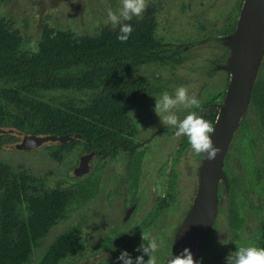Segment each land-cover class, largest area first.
<instances>
[{
    "label": "rangeland",
    "instance_id": "obj_1",
    "mask_svg": "<svg viewBox=\"0 0 264 264\" xmlns=\"http://www.w3.org/2000/svg\"><path fill=\"white\" fill-rule=\"evenodd\" d=\"M118 3L0 0V21L16 34L21 50L35 52L45 29L65 32L72 39L91 40L107 30L119 31L118 26L105 23L108 10ZM242 4L243 0H146L143 14L126 22H140L152 10L154 38L186 45L180 56L183 63L176 68H143L151 89L133 103L128 114L135 131L130 137L135 146L131 154L118 150L109 157L96 155L89 162V172L77 177L74 170L85 155L82 146L58 160L52 155L58 141H47L30 151L5 150L3 146L20 143L21 138L3 133L8 143L0 146V164L28 177L26 183L34 193H70L64 218L32 245L29 264H39L45 250L64 234L69 235L73 252L53 264H116L121 250L133 258L141 255L135 249L143 242L142 236L158 242L157 264H167L171 255L182 252L183 246L176 244V232L196 196L203 153H196L186 136H175V129L162 122L153 111L155 99L183 85L200 101V107L178 105L174 109L177 116L183 119L196 111L211 122L222 107L230 81V72L224 67L229 65V38ZM257 80L262 96L254 106L248 105L242 117L244 130L233 136L224 161L214 225L197 243L194 259L202 258L203 264H226L227 255L241 246L264 247V134H255L258 117H264V56ZM133 204L135 210L123 222Z\"/></svg>",
    "mask_w": 264,
    "mask_h": 264
},
{
    "label": "trees",
    "instance_id": "obj_2",
    "mask_svg": "<svg viewBox=\"0 0 264 264\" xmlns=\"http://www.w3.org/2000/svg\"><path fill=\"white\" fill-rule=\"evenodd\" d=\"M130 23L133 32L125 42L117 39L119 31L107 30L91 40L45 29L37 51L31 52L21 50L16 34L0 21V146L8 143L6 132L20 138L73 134L80 138L60 144L52 152L55 159L78 146L84 154L96 152L101 158L118 150L131 154L135 146L130 137L135 131L128 114L133 103L151 89L143 68H176L183 63L180 56L186 45L154 38L152 10L140 22ZM261 96L256 79L250 106ZM257 124L255 134L262 136L264 117H258ZM243 130L241 119L236 135ZM27 180L0 164V264H29L32 245L64 218L70 200L67 190L34 193ZM72 252L69 235H61L45 250L39 264L59 262Z\"/></svg>",
    "mask_w": 264,
    "mask_h": 264
},
{
    "label": "water",
    "instance_id": "obj_3",
    "mask_svg": "<svg viewBox=\"0 0 264 264\" xmlns=\"http://www.w3.org/2000/svg\"><path fill=\"white\" fill-rule=\"evenodd\" d=\"M231 55L229 65L224 67L230 72V81L226 89L223 106L213 124L212 140L220 153L215 160L209 161L202 154L198 173V187L192 206L176 232V244L189 248L193 255L197 241L209 233L217 214L218 188L224 177V160L232 138L250 103V98L264 55V0H243L236 28L229 38ZM79 135L60 137H21L20 143L3 146L5 150L30 151L47 141L60 144L79 139ZM96 152L80 157L74 175L81 177L89 172V162ZM135 209L131 206L125 213L126 222ZM183 251V250H182Z\"/></svg>",
    "mask_w": 264,
    "mask_h": 264
},
{
    "label": "clouds",
    "instance_id": "obj_4",
    "mask_svg": "<svg viewBox=\"0 0 264 264\" xmlns=\"http://www.w3.org/2000/svg\"><path fill=\"white\" fill-rule=\"evenodd\" d=\"M146 9V0H119L115 8L109 9L105 23L113 27H119L117 39L125 42L133 32L131 23L134 17H140ZM182 105L185 109L199 108L200 101L195 95H189L187 87L181 85L175 88L173 93L162 92L155 99L153 111L162 122L175 129L174 135L187 137L191 148L196 153H205L209 161L215 160L220 153V148L215 147L212 140L214 126L212 123L196 111H190L183 119H180L174 109ZM142 243L135 249L141 255L133 258L127 250H121L116 259V264H157L156 253L159 244L151 236H142ZM115 251V249H114ZM148 259L145 260L144 257ZM167 264H203L202 258L194 259L189 248H184L177 255H171ZM226 264H264V247L256 245L241 246L236 248L226 257Z\"/></svg>",
    "mask_w": 264,
    "mask_h": 264
},
{
    "label": "flooded vegetation",
    "instance_id": "obj_5",
    "mask_svg": "<svg viewBox=\"0 0 264 264\" xmlns=\"http://www.w3.org/2000/svg\"><path fill=\"white\" fill-rule=\"evenodd\" d=\"M263 56H264V55H263ZM234 135H235V134H234ZM232 139H233V138H232ZM11 150H14V149H11ZM15 150H16V149H15ZM227 152H228V151H227ZM90 153H91V152H90ZM88 154H89V153H88ZM85 155H87V154H85ZM96 155H97V153H96L94 156H96ZM94 156H93V157H94ZM224 161H225V160H224ZM223 167H224V166H223ZM220 184H221V183H220ZM219 187H220V185H219ZM218 193H219V188H218ZM218 201H219V196H218ZM132 206H135V208H136V205H135V204H133ZM191 206H192V205H191ZM130 207H131V206H130ZM130 207H129V208H130ZM129 208H128V209H129ZM190 208H191V207H190ZM128 209H127V210H128ZM127 210H126V211H127ZM134 210H135V209H134ZM134 210H133V211H134ZM133 211H132V212H133ZM188 211H189V210H188ZM188 211H187V212H188ZM125 213H126V212H125ZM186 214H187V213H186ZM130 215H131V214H130ZM216 215H217V214H216ZM124 216H125V214H124ZM185 216H186V215H185ZM129 217H130V216H129ZM123 218H124V217H123ZM128 219H129V218H128ZM215 219H216V218H215ZM183 220H184V219H183ZM122 221H123V219H122ZM123 222H124V221H123ZM214 222H215V221H214ZM181 224H182V223H181ZM213 225H214V223H213ZM213 225H212V227H213ZM212 227H211V229H212ZM211 229H210V231H211ZM210 231H209V232H210ZM208 234H209V233H208ZM208 234H207V235H208ZM199 240H201V239H199ZM199 240H198V241H199ZM198 241H197V243H198ZM181 245H182V244H181ZM182 246H183V245H182ZM196 249H197V244H196L195 252H196ZM182 250H183V248H182ZM194 258H195V253H194Z\"/></svg>",
    "mask_w": 264,
    "mask_h": 264
}]
</instances>
